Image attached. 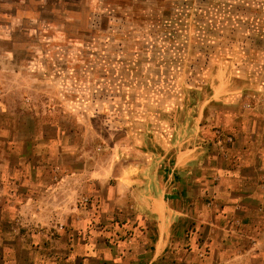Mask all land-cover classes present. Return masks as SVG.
<instances>
[{"label":"rangeland","instance_id":"rangeland-1","mask_svg":"<svg viewBox=\"0 0 264 264\" xmlns=\"http://www.w3.org/2000/svg\"><path fill=\"white\" fill-rule=\"evenodd\" d=\"M214 1L0 0V171H13L14 152L23 145L29 153L36 126L50 122L66 131L50 146L42 138L44 173L73 169L77 156L98 160L111 137L120 141L128 157L156 150L154 131L181 115L174 85L214 63L245 83L232 104H212L205 127L209 136L217 139L210 130L214 123L220 139L228 143L232 128L248 124V110L255 115L257 141L264 147V29H252L259 17L264 21V0H218L238 15L225 20L209 10ZM108 5L114 10L108 12ZM158 12H167L171 20L182 14L178 22L187 24L189 40L182 42L184 31H174ZM89 110L97 113L89 117ZM97 130L105 139L101 149ZM113 181L86 182L74 216L85 223L71 224L68 233L92 241L88 245L103 246L105 238L117 252V246L131 249L133 243L123 240L139 236L144 225L139 217L131 220L129 210L100 199ZM260 216L264 221V210ZM54 245L51 252H60L63 244ZM259 248L264 253V245L255 250ZM191 259L185 253L166 264H187ZM249 264L264 262L256 257Z\"/></svg>","mask_w":264,"mask_h":264},{"label":"crops","instance_id":"crops-1","mask_svg":"<svg viewBox=\"0 0 264 264\" xmlns=\"http://www.w3.org/2000/svg\"><path fill=\"white\" fill-rule=\"evenodd\" d=\"M201 70L184 80L192 91L181 90L184 82L174 85L181 115L154 131L157 149L143 156L128 157L111 137L98 160L77 156L73 169L44 173L42 138L50 146L66 129L52 122L36 126L29 153L20 146L13 171H0V264H166L185 253L192 257L187 264H249L256 257L264 262V253L255 250L264 245V147L257 141L255 115L243 112L248 124L232 128L228 143L214 123L210 130L217 139L205 128L212 104H232L245 81L219 63ZM89 111V117L97 113ZM95 135L101 149L105 139L99 130ZM109 178L113 185L103 197L98 192L100 199L129 210L131 220L139 217L144 225L139 236L123 240L133 243L125 251H111L105 238L103 246L88 245L92 241L68 233L71 224L85 223L74 216L86 182ZM55 241L63 244L60 252H51Z\"/></svg>","mask_w":264,"mask_h":264},{"label":"trees","instance_id":"trees-1","mask_svg":"<svg viewBox=\"0 0 264 264\" xmlns=\"http://www.w3.org/2000/svg\"><path fill=\"white\" fill-rule=\"evenodd\" d=\"M132 1H136V2H138L139 0H132ZM227 1H230V3H231V1H235V0H227ZM237 1H239V2H245V0H237ZM215 2V4H213V5H211L212 6V8L211 9H209L210 11H212L215 15H218L219 17H222L224 20L225 19H227V17H230V18H233V17H238V15L237 14H234V13H232V11L229 9V8H227L225 5H220V1H218V0H216V1H214ZM106 7V10L108 11V12H111L112 10H114V7L112 6H110V5H108V6H105ZM166 9H168V8H166ZM175 9L177 10V11H179L178 10V7H175ZM158 11L160 10V9H157ZM201 11H203V10H201ZM160 12H158V15L160 16L161 15V18L163 19V20H165V22H168V25H170L171 24V26H172V28H173V30L174 31H176V30H182V31H184V35L183 36H187L186 38H183V40H182V42H184V43H186L188 40H189V32H188V26H187V24H185V23H179L178 22V20H180L181 18H182V14H181V16L179 17V18H173L172 20L170 19V18H168V17H170V15L167 13V12H163V13H161V14H159ZM227 15V16H226ZM261 16L263 17L264 16V14H261ZM175 19H177V20H175ZM237 19H234L233 21L235 22V24L237 23V21H236ZM261 20V18L259 17V20H258V22H254V23H252V29L253 30H258V29H264V25H263V23H264V21H260ZM171 28V27H170ZM199 31V30H198ZM197 31V32H198ZM258 31H260V30H258ZM197 32H195V34H197L196 36H195V38L197 39V40H199V39H201V37H200V34L199 33H197ZM178 35V34H177ZM176 35V36H177ZM176 40V37L174 38V42H176L175 41ZM181 41H180V43H182ZM179 43V41H178V44H180ZM184 46L187 48V50H188V47H189V45H186V44H184ZM197 73V72H196ZM189 84H188V80H187V82H184V86L181 88V90H187V92H190V91H192V88H190V86H188ZM158 91H159V89H157Z\"/></svg>","mask_w":264,"mask_h":264}]
</instances>
